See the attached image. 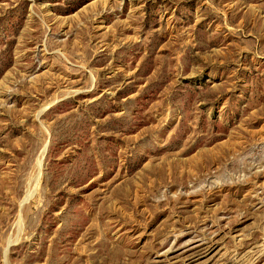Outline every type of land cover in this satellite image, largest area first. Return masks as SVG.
<instances>
[{
    "label": "rangeland",
    "instance_id": "obj_1",
    "mask_svg": "<svg viewBox=\"0 0 264 264\" xmlns=\"http://www.w3.org/2000/svg\"><path fill=\"white\" fill-rule=\"evenodd\" d=\"M0 264H264V0H0Z\"/></svg>",
    "mask_w": 264,
    "mask_h": 264
}]
</instances>
